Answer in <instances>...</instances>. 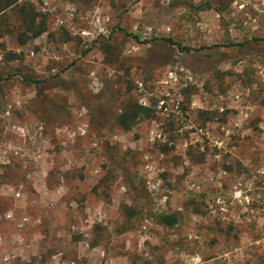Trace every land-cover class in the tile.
<instances>
[{
  "label": "rangeland",
  "instance_id": "374dc122",
  "mask_svg": "<svg viewBox=\"0 0 264 264\" xmlns=\"http://www.w3.org/2000/svg\"><path fill=\"white\" fill-rule=\"evenodd\" d=\"M0 264H264V0L3 11Z\"/></svg>",
  "mask_w": 264,
  "mask_h": 264
},
{
  "label": "trees",
  "instance_id": "16d2710c",
  "mask_svg": "<svg viewBox=\"0 0 264 264\" xmlns=\"http://www.w3.org/2000/svg\"><path fill=\"white\" fill-rule=\"evenodd\" d=\"M17 0H6L5 3H0V15L5 11L7 8L11 7L12 5L16 4ZM20 12H22L25 17L27 18V31H31V35L29 39H34L39 37L45 30H44V20H41L38 25H36V19L38 14L34 11L32 5L28 6H20ZM27 39V38H26ZM25 40H20L21 43H24ZM169 43L173 44L174 42L171 39L167 40ZM178 49L180 52H188L190 49L187 47H183L177 43ZM130 112H125L119 118V124L125 129L129 127L128 122L133 118H138L140 121L144 119H151L152 118V110L149 108H144L142 106L133 105ZM154 215L156 218V223L163 228H176L181 223L180 214L177 212H165L162 210H155Z\"/></svg>",
  "mask_w": 264,
  "mask_h": 264
},
{
  "label": "built area",
  "instance_id": "2783aa9c",
  "mask_svg": "<svg viewBox=\"0 0 264 264\" xmlns=\"http://www.w3.org/2000/svg\"><path fill=\"white\" fill-rule=\"evenodd\" d=\"M216 17H219V15H216ZM235 198L237 199L238 203L240 205H243L244 203V200L246 201L247 198H243L242 197V193L241 191H238V192H235ZM215 205L217 207V209L222 213V214H225L227 213V204L225 203L224 200L220 199V198H217L216 201H215ZM194 261L197 262L199 261V258L196 257L194 258Z\"/></svg>",
  "mask_w": 264,
  "mask_h": 264
},
{
  "label": "crops",
  "instance_id": "0c3cea01",
  "mask_svg": "<svg viewBox=\"0 0 264 264\" xmlns=\"http://www.w3.org/2000/svg\"><path fill=\"white\" fill-rule=\"evenodd\" d=\"M258 242H259V241H258ZM258 242H254V243H258ZM251 256H252V258H253V254H252ZM253 260H254V262H257V261H258V260H257V257H255V256H254Z\"/></svg>",
  "mask_w": 264,
  "mask_h": 264
}]
</instances>
